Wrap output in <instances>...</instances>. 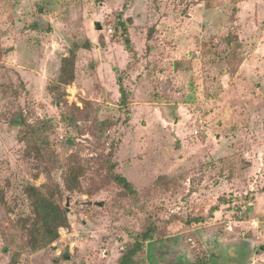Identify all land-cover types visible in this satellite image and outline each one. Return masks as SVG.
Instances as JSON below:
<instances>
[{"label":"rangeland","instance_id":"374dc122","mask_svg":"<svg viewBox=\"0 0 264 264\" xmlns=\"http://www.w3.org/2000/svg\"><path fill=\"white\" fill-rule=\"evenodd\" d=\"M118 17L133 55L112 38ZM72 50L76 79L57 97ZM15 118L50 123L48 177ZM70 163L86 173L61 201L69 227L30 255L23 186L62 187ZM0 191V264H118L150 226L138 264H264V0H0Z\"/></svg>","mask_w":264,"mask_h":264},{"label":"trees","instance_id":"16d2710c","mask_svg":"<svg viewBox=\"0 0 264 264\" xmlns=\"http://www.w3.org/2000/svg\"><path fill=\"white\" fill-rule=\"evenodd\" d=\"M119 35L124 38L125 49L133 55L131 41L128 38L127 25L121 17L117 18V21L113 26L112 38L115 39ZM233 37L235 40L236 37ZM228 40L229 42L233 41L232 39ZM236 43V46L239 48L240 46L238 41ZM75 67L76 56L72 50L68 57L61 60L58 76L55 79V82L48 88L51 94L57 97L64 96L65 87L72 85L75 82ZM118 84L120 95L118 107L119 110L125 112L130 101L129 93L125 90L120 81H118ZM67 122L68 125L76 127V123L73 118H68ZM99 122V125L106 130L112 125L111 120L104 119ZM14 124L19 128L18 136L20 142H22L25 146L26 156L33 155L37 163L36 167L38 169L40 168V172L44 173V175L48 177L50 175L49 167L54 162L52 154L46 149L48 145L46 135L50 129V123L42 122L39 124H29L26 121L15 118ZM114 169L115 165L110 163V161H107V177L110 179L111 183L119 187L121 191L128 196L135 195L136 191L133 189V185L123 175L115 173ZM85 173L86 171L84 167L80 164H66V167L62 172V187L56 182H52V190L46 193L39 191L40 187H35L33 184H24L23 195L28 201V215L26 217L19 215L20 217L15 222V226L19 229L21 240L28 249L30 255L50 248L59 240V230L67 229L69 227V219L65 209L61 206V201L64 197V193H74L80 191L81 179L85 176ZM0 206H6L2 191H0ZM155 231V227L150 226L147 227L144 232L138 234V238L133 244L126 248L122 257L118 261V264H138V258L143 253L146 246L145 244L150 245V250H155V245L152 243ZM243 245V249L246 254V248L248 249L249 245L246 243H243ZM64 258L65 256L63 255L62 259ZM16 262V253H14L9 264H16ZM168 264H175V262H169ZM196 264H204V262L201 259V261Z\"/></svg>","mask_w":264,"mask_h":264},{"label":"crops","instance_id":"0c3cea01","mask_svg":"<svg viewBox=\"0 0 264 264\" xmlns=\"http://www.w3.org/2000/svg\"><path fill=\"white\" fill-rule=\"evenodd\" d=\"M241 35H242V34H241ZM239 38H240V35H239ZM239 43L243 45V42L241 41V39L239 40ZM251 171L255 172V168L251 169ZM256 210H257V209H256ZM262 210H263V208H262ZM216 211H217V210H216ZM216 213H217V212H216ZM216 219H217V217H216Z\"/></svg>","mask_w":264,"mask_h":264},{"label":"built area","instance_id":"2783aa9c","mask_svg":"<svg viewBox=\"0 0 264 264\" xmlns=\"http://www.w3.org/2000/svg\"><path fill=\"white\" fill-rule=\"evenodd\" d=\"M200 134V131L199 130H196L195 132H194V135L195 136H198Z\"/></svg>","mask_w":264,"mask_h":264}]
</instances>
